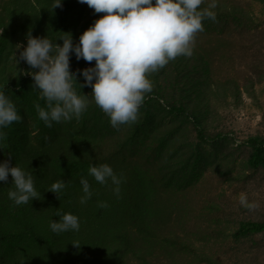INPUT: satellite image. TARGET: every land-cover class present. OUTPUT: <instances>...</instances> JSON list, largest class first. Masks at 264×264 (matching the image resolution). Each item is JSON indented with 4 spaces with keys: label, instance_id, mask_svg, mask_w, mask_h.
Here are the masks:
<instances>
[{
    "label": "trees",
    "instance_id": "trees-1",
    "mask_svg": "<svg viewBox=\"0 0 264 264\" xmlns=\"http://www.w3.org/2000/svg\"><path fill=\"white\" fill-rule=\"evenodd\" d=\"M213 2L215 19L202 20L193 55L177 56L150 73L152 90L144 94L137 119L116 128L91 100V87L78 84L84 83L79 70L95 61L70 56L74 87L90 102L79 118L48 127L34 106L46 107L45 100L28 75L38 69L19 57L29 32L58 44L71 33L76 43L103 13L79 0H62L56 8L53 0H0V91L22 117L0 129V162L30 172L39 193L17 205L8 197L15 188L11 175L0 181V264H155L152 255L162 252L170 264H188L195 245L179 217L198 184L207 175L222 184L264 170V134L238 140L221 127L223 113L246 105L245 97L264 106V0H203L199 7ZM227 64L236 69L224 70ZM103 163L121 180L118 195L111 180L100 184L88 174L90 165ZM81 177L92 192L83 204ZM60 179L66 187L57 196L48 190ZM68 212L79 217V231L53 232L50 222ZM212 222L205 240L210 244L219 237L240 244L264 235V218H243L230 227H220L217 216ZM221 254L195 251V258L250 263L251 255Z\"/></svg>",
    "mask_w": 264,
    "mask_h": 264
},
{
    "label": "clouds",
    "instance_id": "clouds-1",
    "mask_svg": "<svg viewBox=\"0 0 264 264\" xmlns=\"http://www.w3.org/2000/svg\"><path fill=\"white\" fill-rule=\"evenodd\" d=\"M96 13H103L84 30L78 42H73L71 33L62 36V44L47 36L27 34V45L19 52L21 60L31 68L34 87L46 107L34 106L38 116L48 127L52 122L79 118L87 109L89 95L77 92L76 74L70 71V56L75 55L94 65L79 70L84 83L90 86L91 100L109 117L113 127L134 122L143 103L144 94L152 90L149 74L163 68L177 56L193 55L194 38L203 31L202 20L215 19L212 9L216 3L201 9L203 0H79ZM62 0H53V7H60ZM22 47L18 45L17 48ZM22 119L14 102L0 91V129ZM4 133L0 131V141ZM9 174L15 188L8 197L17 205L26 204L39 193L30 172L18 165L10 166L9 160L0 162V181H7ZM88 174L100 184L111 180L119 194L120 178L107 163L90 165ZM80 183L84 196L81 203L91 198V186L85 177ZM66 187L63 179L54 182L48 191L58 193ZM239 202L244 207H253L247 194L240 193ZM99 207H108L99 202ZM49 227L53 232L79 231V217L70 212L52 220ZM78 245V244H75Z\"/></svg>",
    "mask_w": 264,
    "mask_h": 264
},
{
    "label": "rangeland",
    "instance_id": "rangeland-1",
    "mask_svg": "<svg viewBox=\"0 0 264 264\" xmlns=\"http://www.w3.org/2000/svg\"><path fill=\"white\" fill-rule=\"evenodd\" d=\"M224 68L228 71L236 69L231 64L225 65ZM245 102L246 105L226 110L221 120V127L225 131L233 130L238 140L250 134H264V106L259 108L251 104L248 97H245ZM198 185L199 189L193 192V197L188 203L189 210L179 217L186 221L184 229L190 236L188 240L194 243L195 251L213 256H220L222 251H227V255L233 258L238 253H243L246 256L251 255L249 264H264V235L256 236L254 241L240 244L224 243L223 237L216 239L218 243L210 244L205 241L214 229L215 224L212 221L216 216L222 218L223 224H220V227L233 226L243 218H264V170L250 171L245 180L222 184L214 175H207ZM242 192L247 194L248 202L253 204V207L240 204L239 196ZM179 203L180 206L187 205L185 200H179ZM195 251L189 256L186 255L188 264H205L195 258ZM152 261L155 264H170L164 252L152 255ZM133 263L137 264L136 261Z\"/></svg>",
    "mask_w": 264,
    "mask_h": 264
}]
</instances>
